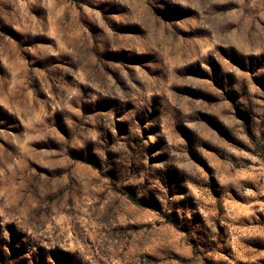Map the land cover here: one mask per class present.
I'll return each mask as SVG.
<instances>
[{
	"label": "rangeland",
	"instance_id": "374dc122",
	"mask_svg": "<svg viewBox=\"0 0 264 264\" xmlns=\"http://www.w3.org/2000/svg\"><path fill=\"white\" fill-rule=\"evenodd\" d=\"M0 264H264V0H0Z\"/></svg>",
	"mask_w": 264,
	"mask_h": 264
},
{
	"label": "trees",
	"instance_id": "16d2710c",
	"mask_svg": "<svg viewBox=\"0 0 264 264\" xmlns=\"http://www.w3.org/2000/svg\"><path fill=\"white\" fill-rule=\"evenodd\" d=\"M130 199L136 202V199L134 197H130Z\"/></svg>",
	"mask_w": 264,
	"mask_h": 264
}]
</instances>
